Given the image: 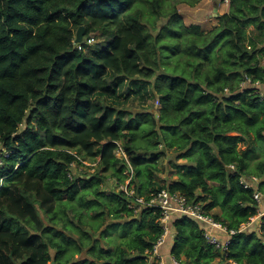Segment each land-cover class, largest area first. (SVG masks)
<instances>
[{
  "label": "trees",
  "instance_id": "16d2710c",
  "mask_svg": "<svg viewBox=\"0 0 264 264\" xmlns=\"http://www.w3.org/2000/svg\"><path fill=\"white\" fill-rule=\"evenodd\" d=\"M180 1L0 0V139L9 152L0 163V264H158L162 209L137 198L162 189L235 230L217 248L205 222L174 213L163 250L180 264H264V213L259 229H242L264 212L242 182L259 177L264 195V0H230L209 30L185 25ZM91 35L99 40L88 44ZM148 83L160 95L157 115L120 105ZM170 150L193 164L173 162L178 178L161 184L154 175ZM82 159L98 170L72 172ZM108 178H131L133 195L106 190ZM103 225L105 244L90 232ZM115 229L122 239L110 245Z\"/></svg>",
  "mask_w": 264,
  "mask_h": 264
},
{
  "label": "rangeland",
  "instance_id": "374dc122",
  "mask_svg": "<svg viewBox=\"0 0 264 264\" xmlns=\"http://www.w3.org/2000/svg\"><path fill=\"white\" fill-rule=\"evenodd\" d=\"M172 3L173 2L171 1V4L167 3L164 5L166 11L171 10V8L173 6ZM219 3H220V6L218 5L219 11L217 10V14L214 13L216 0H198L196 3H193V4H189L187 1L183 0V1L177 2L175 7L177 9L178 14L183 19L185 25H190L192 23H200L205 30H209L217 23V19L215 17L218 16L219 14L223 13L225 8H226V11L229 8V3L227 4V3L222 2V1L220 2V0H219ZM166 20H167V18L166 19H160L156 23H149L150 30L154 33L158 29H161V27H160L161 24L165 23ZM156 26H157V28H156ZM94 39H95V41L93 43H96L99 40V38H95V37H94ZM148 84L149 85L146 87V89L148 90L147 92H145L146 89L141 90V92L144 93L143 96H140L138 93H135L133 95H130L129 99H127V100H125L124 98H121L119 101L120 105L122 107L128 108L132 113L137 114V115L144 113V112H151V113L153 112V113H155V115H157L160 112V110H161L160 108L162 106L161 102L158 101L159 100L158 97H160V95L154 94V92H153L154 86L150 83H148ZM123 87H124V84L120 87V92L123 90ZM262 93L264 95V90H262ZM122 99H124L125 101H123ZM141 128L144 130H148L147 128H149V124L148 123L143 124V126H141ZM143 141H145V140H143ZM246 146H247V144L242 143L240 145V148L245 149ZM140 152L146 153L145 150H140ZM175 157H176V153H174L172 150H170L169 152H166L160 156L159 165H158L159 170L156 171L155 175H154L155 181L162 184L164 182H173L174 180H176L178 178L179 174L177 172V168L173 166V162H178V163H183V164H186V163L193 164L192 162H189V160L185 157L180 158V159L175 161V159H174ZM258 159L259 160L264 159V152L263 153L259 152ZM82 161H83L84 165L79 166L78 164H74L72 166V172L77 174V173L95 172L98 170V168H97L98 162L92 163V162H89L87 160H82ZM85 161H87V162H85ZM127 172L129 173L130 171L128 170ZM108 180L109 181L107 183H103V186L105 187L106 190H111L112 187L115 186L116 190L124 189L127 192H129L130 194H132V192L134 193V189L130 188L131 178H128L126 180V182L122 183V184L118 183V181L116 179L108 178ZM259 181H260V178L258 177L257 182H259ZM213 184H214V182H213ZM108 192H110V191H108ZM217 211H215V212H217ZM111 221H113V219L110 216H108L106 218V221H104V222L106 224H108ZM253 224H256L253 227L256 226L257 229H259L261 226V219L254 221L251 224V226ZM105 225H103L99 230L90 231L94 235L95 238H100V240L102 241V244H105V242L108 240V238H110V235L108 233H104L103 235L101 234V233H103V229L106 228V227H104ZM112 228H115V227L112 226ZM117 228L121 229L119 226H117ZM110 230L111 229L109 228L108 232H110ZM72 235L79 236V233H72ZM112 236L114 238V241L110 245H114L122 239V236L119 235L118 229H115L112 232ZM167 245H168V243H166L162 247V250L164 247H168ZM52 252H54V250H52ZM166 253L168 254V252H166ZM166 253L163 252L162 256L167 257ZM83 256H85V254H83V255L76 254L73 256L72 260H76L79 257H83ZM151 259H153V258L151 257Z\"/></svg>",
  "mask_w": 264,
  "mask_h": 264
},
{
  "label": "built area",
  "instance_id": "2783aa9c",
  "mask_svg": "<svg viewBox=\"0 0 264 264\" xmlns=\"http://www.w3.org/2000/svg\"><path fill=\"white\" fill-rule=\"evenodd\" d=\"M223 2L228 4L230 0H224ZM94 41L95 39L92 35L90 36V38L87 39L88 44H91ZM82 42L83 40L80 41L79 43H76V45H78L79 48H82V44H81ZM3 154L9 155V152L7 151L6 147L1 144V139H0V163H1V155ZM117 155L128 159L127 154L122 147H119L117 149ZM129 171H130L129 174H131L132 173L131 167L129 168ZM257 180H258L257 176H252L251 178H247V179L244 178L242 182L244 183V186L247 188L249 187L255 188V194H254L255 199L260 204H263L264 195L259 190H257ZM127 193L130 194L129 192ZM130 195H133V192ZM137 201L142 204L156 206L162 209L161 222L163 225L164 232L159 237L157 242L154 244L151 254V257L153 259L156 258L158 264H180V262L172 254H169L167 257H163L161 252L162 246L165 244L167 236L170 234L171 230L169 226V221L174 213L187 214L194 217L197 220L205 222L208 226L204 231V234L208 242L214 244L217 248L225 249L226 245L230 241L231 234L235 233V230L232 229L229 231L227 229V226H225L222 222L216 220L212 215L207 213V211L203 209V206L200 202H195V201L190 202L187 199V197H185L184 195L178 192L172 193L167 189H162L161 191L152 194L151 199L147 202L144 200V198H137ZM262 214L263 212L262 213L260 212L258 216L253 217L250 222L242 226V229L247 228L254 221H257ZM219 232L226 233L228 235V238L222 239L219 236Z\"/></svg>",
  "mask_w": 264,
  "mask_h": 264
},
{
  "label": "water",
  "instance_id": "95a60500",
  "mask_svg": "<svg viewBox=\"0 0 264 264\" xmlns=\"http://www.w3.org/2000/svg\"><path fill=\"white\" fill-rule=\"evenodd\" d=\"M218 5H219V2L216 1V6L214 8L215 14H217ZM85 28H86L85 25H81L77 29V31H76V37H75V40H74L75 43H79L80 41L83 40L84 35H85ZM52 264H55V261L54 260L52 261Z\"/></svg>",
  "mask_w": 264,
  "mask_h": 264
},
{
  "label": "crops",
  "instance_id": "0c3cea01",
  "mask_svg": "<svg viewBox=\"0 0 264 264\" xmlns=\"http://www.w3.org/2000/svg\"><path fill=\"white\" fill-rule=\"evenodd\" d=\"M216 6V5H215ZM219 6H220V3H219ZM220 8V7H219ZM218 11H219V9H218ZM226 11V8H225V10H224V12ZM215 13V12H214ZM258 219H260V218H258ZM219 236L222 238V239H226V238H228V235L226 234V233H224V232H219ZM163 247V246H162ZM161 252L163 253H166L164 250H162L161 249ZM167 254V253H166ZM170 254V252L167 254V256Z\"/></svg>",
  "mask_w": 264,
  "mask_h": 264
},
{
  "label": "clouds",
  "instance_id": "9594fccd",
  "mask_svg": "<svg viewBox=\"0 0 264 264\" xmlns=\"http://www.w3.org/2000/svg\"><path fill=\"white\" fill-rule=\"evenodd\" d=\"M263 212V211H262ZM264 213V212H263ZM260 218V217H259Z\"/></svg>",
  "mask_w": 264,
  "mask_h": 264
}]
</instances>
